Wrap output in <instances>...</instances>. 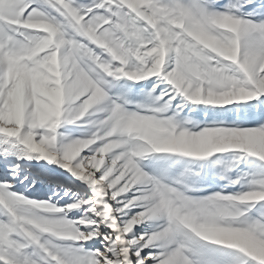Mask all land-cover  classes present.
Returning <instances> with one entry per match:
<instances>
[{
	"label": "snow or ice",
	"instance_id": "snow-or-ice-1",
	"mask_svg": "<svg viewBox=\"0 0 264 264\" xmlns=\"http://www.w3.org/2000/svg\"><path fill=\"white\" fill-rule=\"evenodd\" d=\"M43 2L0 0V155L59 164L94 195L54 205L0 182V264H264V218L238 207L264 202V171L239 167L264 162V101L226 119L264 96V19L219 0ZM120 80H148V102L130 107ZM88 116L96 131L58 150L62 118ZM213 172L252 187L189 194Z\"/></svg>",
	"mask_w": 264,
	"mask_h": 264
},
{
	"label": "rangeland",
	"instance_id": "rangeland-1",
	"mask_svg": "<svg viewBox=\"0 0 264 264\" xmlns=\"http://www.w3.org/2000/svg\"><path fill=\"white\" fill-rule=\"evenodd\" d=\"M79 2L88 4L90 0H79ZM233 5L235 7H233ZM34 7L47 12L48 7L44 4L43 0H35ZM220 11H231L236 15L245 16V18L252 19H264V0H253L252 3H246V0H219L217 5ZM155 80V78H150ZM122 89L127 90L129 97V106L135 108L136 105H144L148 102L149 98L144 95L150 88L151 83L146 80L139 84H134L131 81L120 80L117 82ZM161 87H164L163 85ZM159 91V90H157ZM110 94L114 97L119 95L116 88L110 90ZM261 101H264V96L258 97L253 101L246 103H237L229 106L233 110V114L226 119L234 120L237 115H243L244 109L252 105H259ZM199 109H196L198 111ZM237 110H239L237 112ZM258 110V108H257ZM224 111H227L226 109ZM99 116H88L84 121L77 122L76 124H69L66 118H62L61 125L57 130L56 148L62 149L68 143L72 142L76 138L90 137L97 129ZM242 127L255 126L254 120H247L241 123ZM16 149L10 147V154L5 157L0 155V182H10L14 185L10 190L23 194L26 198L33 199L37 202H51L54 205H63L65 203L78 202L80 200H88L93 197L94 193L89 187L87 182L79 180L72 173L62 168L59 164L51 163L43 159H36L33 154L32 159H17ZM57 155L62 157V152L58 151ZM238 155L235 152H229L223 155V163L218 165V169H223L225 164ZM19 165V169H14V165ZM255 165V167H253ZM240 169H244L251 173L258 171H264V162L255 161L254 158H247V160L239 165ZM238 172H231L230 175H238ZM62 177L66 179V182L58 183L51 181L50 177ZM68 181H74L76 186H68ZM35 184V187L31 185ZM195 191L189 194L194 197H204L210 193L216 191H226L229 193H239L245 190H249L252 185L250 183L242 182L237 185L225 186V181L216 179V173L213 172L212 179L204 182H199L195 185ZM59 193V195H55ZM67 193V195H65ZM51 198V199H50ZM89 206L85 204L83 208L70 211L64 215L68 218L75 219V213H84V209ZM238 207L249 208L247 216L243 219L252 220L256 218H264L261 216L264 213V202L256 203L252 205H238ZM88 215H92L88 213ZM104 229V225H101V230ZM149 229V225H140L139 230L143 231ZM111 231V229H108ZM92 244L91 241L88 242ZM87 247V245H86ZM147 251V250H146ZM228 254L229 264L231 259L240 254L234 250H225Z\"/></svg>",
	"mask_w": 264,
	"mask_h": 264
},
{
	"label": "bare ground",
	"instance_id": "bare-ground-1",
	"mask_svg": "<svg viewBox=\"0 0 264 264\" xmlns=\"http://www.w3.org/2000/svg\"><path fill=\"white\" fill-rule=\"evenodd\" d=\"M2 172V170L0 169V173ZM51 181H54V182H58V183H63V182H66V179L65 178H62V177H59V176H56V177H50ZM68 186L70 187H74L76 186L75 182L74 181H68Z\"/></svg>",
	"mask_w": 264,
	"mask_h": 264
},
{
	"label": "clouds",
	"instance_id": "clouds-1",
	"mask_svg": "<svg viewBox=\"0 0 264 264\" xmlns=\"http://www.w3.org/2000/svg\"><path fill=\"white\" fill-rule=\"evenodd\" d=\"M56 96H57V103H59V91L58 90L56 92ZM252 198H255V197H252Z\"/></svg>",
	"mask_w": 264,
	"mask_h": 264
}]
</instances>
